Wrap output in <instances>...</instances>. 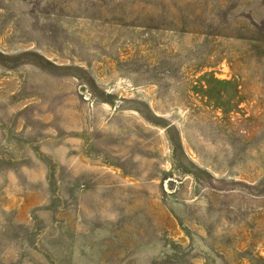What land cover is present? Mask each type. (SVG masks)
I'll use <instances>...</instances> for the list:
<instances>
[{
	"label": "rangeland",
	"instance_id": "obj_1",
	"mask_svg": "<svg viewBox=\"0 0 264 264\" xmlns=\"http://www.w3.org/2000/svg\"><path fill=\"white\" fill-rule=\"evenodd\" d=\"M0 264H264V0H0Z\"/></svg>",
	"mask_w": 264,
	"mask_h": 264
}]
</instances>
